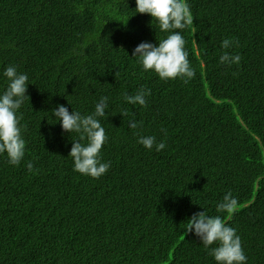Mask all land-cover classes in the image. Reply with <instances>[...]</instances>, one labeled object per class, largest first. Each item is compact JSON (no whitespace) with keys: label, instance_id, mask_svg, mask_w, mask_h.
<instances>
[{"label":"trees","instance_id":"16d2710c","mask_svg":"<svg viewBox=\"0 0 264 264\" xmlns=\"http://www.w3.org/2000/svg\"><path fill=\"white\" fill-rule=\"evenodd\" d=\"M188 3L196 74L184 83L132 57L166 36L135 0H0V74L15 65L29 76L25 158L13 166L0 155V264H217L186 234L204 210L237 229L247 264H264V0ZM225 38L238 41L227 51L239 64L220 62ZM6 83L0 75V91ZM142 87L146 107L124 101ZM105 95L111 166L93 179L73 170L79 136L62 132L53 109L89 114ZM138 135L166 147L148 150ZM229 191L237 207L217 212Z\"/></svg>","mask_w":264,"mask_h":264},{"label":"clouds","instance_id":"9594fccd","mask_svg":"<svg viewBox=\"0 0 264 264\" xmlns=\"http://www.w3.org/2000/svg\"><path fill=\"white\" fill-rule=\"evenodd\" d=\"M135 13L149 14L158 25L159 31L166 33L158 44L149 41L140 42L132 52L144 71L154 72L163 81L181 79L188 83L195 76V70L188 59L185 49V38L182 30L193 24V14L188 0H135ZM180 30V31H178ZM238 44L232 38L222 41L225 49L220 62L231 66L239 64L241 56L233 55L227 49ZM6 78V87L0 91V155H6L8 163L18 166L25 158L26 140L22 135L19 110L25 100L29 76L19 72L15 65L7 66L0 74ZM150 89L141 88L134 95L124 94V101L132 105L147 106ZM109 97L101 96L96 102L94 111L82 114L80 111H69L64 104L53 109L56 123L59 122L63 133H76L79 139H72L68 156L73 160V170L93 179H99L109 170L110 161H103L101 149L108 141L105 128L100 118L108 115ZM55 124V123H53ZM142 122L129 121V127L137 129ZM139 144L148 150L165 149L164 141L157 142L153 135H138ZM31 170L33 164L28 163ZM237 207V199L226 192L216 205L217 212L232 213ZM186 234L199 238L205 249L217 264H247L248 257L242 247L237 229L228 224L221 215H209L206 210L198 211L187 220Z\"/></svg>","mask_w":264,"mask_h":264}]
</instances>
